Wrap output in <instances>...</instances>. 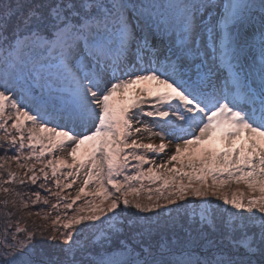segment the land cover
<instances>
[{
    "label": "snow or ice",
    "instance_id": "6c2138e0",
    "mask_svg": "<svg viewBox=\"0 0 264 264\" xmlns=\"http://www.w3.org/2000/svg\"><path fill=\"white\" fill-rule=\"evenodd\" d=\"M0 69V264H264V0H7Z\"/></svg>",
    "mask_w": 264,
    "mask_h": 264
},
{
    "label": "trees",
    "instance_id": "16d2710c",
    "mask_svg": "<svg viewBox=\"0 0 264 264\" xmlns=\"http://www.w3.org/2000/svg\"><path fill=\"white\" fill-rule=\"evenodd\" d=\"M2 2H7V0H0V3H2ZM12 2L15 3V0H12ZM0 70H2V69H0ZM17 91H20V89L18 88ZM8 111H11V109H8ZM10 123H11V121L9 122V124H10ZM55 126H56L55 124L50 125V127H55ZM141 138L143 139V142H144V143H148V142H152V143H153L155 137L152 138L151 140H149V139H148V133H147V132H143L142 135H141ZM158 142H160V140H159ZM154 143H155V142H154ZM217 147H218V148H223L224 145H223L222 143H217ZM25 151H27V149H26ZM8 154H9V155H12V153H8ZM55 154H56V153H55ZM2 155H4V153H3L2 151H0V156H2ZM56 155H57V154H56ZM147 155L149 156L150 159H154L155 162L158 164V161H157L156 156H153L152 153H148ZM57 156H58V155H57ZM160 162H162V161H160ZM132 163H136V161H132ZM150 166H151L150 164H145V165H144V168H147V167H150ZM11 167H12L13 170H17V171H19V172H21V173L24 172V171H26V169H18V168H17V165H16L15 162H12V163H11ZM37 167H39V165H38ZM68 171H69L68 169H66V170H61V172L65 173V174H66ZM49 174H51V173H50V170H49ZM5 179H7V177H5ZM61 179H62V182H64V183L69 182V181H63V177H61ZM70 179H71V178H69V180H70ZM82 181H83V175H81L80 179L77 180V182H76L71 188H66V189H64L63 192H62V195H66V196H69V197H74V196L76 195V193H77L79 187L82 186ZM42 182H43V180L41 179L40 181L37 182V184L42 183ZM146 183H147V182H146ZM239 186H241V185H238V186L234 185L233 188H236V187H239ZM244 187H246V186L243 185L242 188H241V187H239V188L242 190ZM17 190H18V191L27 192V193H33V192H35V191H37V190H39V189H38L37 186H34V185H30V184H29L27 187H20V188H18ZM88 190L94 191L95 189H93L92 186L89 185V189H88ZM110 190H111V189H110ZM52 191H57V189L53 186V187H52ZM245 191H247V189H245ZM41 195H42V196H44V195H48V193L42 191V192H41ZM89 198H90V197H89ZM33 199H34V197H33ZM85 199H88V198L82 197V200H81V201H77V203H76L73 207H74V208L78 207V206H79V205H80ZM145 199H146V196H145ZM49 201H50V203H55V200H54L51 196H49ZM37 209H43L44 211H48V210H49L48 207H46V206L43 204L42 201H41L40 203H38L36 206H33L32 208H30L29 210L35 212ZM53 215H55V212H53ZM32 219L38 220V222L40 221V218L35 217V216H33Z\"/></svg>",
    "mask_w": 264,
    "mask_h": 264
},
{
    "label": "rangeland",
    "instance_id": "374dc122",
    "mask_svg": "<svg viewBox=\"0 0 264 264\" xmlns=\"http://www.w3.org/2000/svg\"><path fill=\"white\" fill-rule=\"evenodd\" d=\"M159 140H160L159 137H155L153 143L155 142V144H159V143H160V142H158ZM166 142H167V141H166ZM172 150H173V149H172V146L169 145V149H167V150L165 151V153L161 154L160 156H156L157 161H158V164L161 163L160 161H162L163 159H166L167 156L171 154ZM68 151H69V149H68V148H65L64 151H57L56 154H57L58 156H64V157L68 160V162L71 163V157H69V156L67 155V152H68ZM66 169H67V168H64V169H61V170H66ZM68 170H69V169H68ZM242 186H243V184H241V186H239V187L242 188ZM233 187H234V186H233ZM245 189H246V187H244L242 190L245 191Z\"/></svg>",
    "mask_w": 264,
    "mask_h": 264
}]
</instances>
